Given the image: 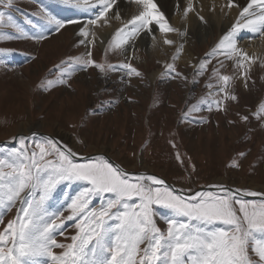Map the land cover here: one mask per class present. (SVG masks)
<instances>
[{
	"label": "rangeland",
	"instance_id": "obj_1",
	"mask_svg": "<svg viewBox=\"0 0 264 264\" xmlns=\"http://www.w3.org/2000/svg\"><path fill=\"white\" fill-rule=\"evenodd\" d=\"M173 1L169 6L174 5L176 11L171 12L172 8H163L162 0H154L169 24L181 6L191 7L198 18L196 29L181 31L180 36L175 32L161 33L158 28H154L153 34L141 31L132 38L137 44L128 57L114 46L112 37L116 31L104 46L95 36L91 42L80 43L79 28L89 16L83 15L82 9L72 4L62 0H13L6 7L7 0L0 3V12L5 13L0 33L19 35L8 22L10 16L25 32L45 31L47 37L39 42L25 38L0 40V49H17L22 54L18 57L15 51L10 53L8 50L0 54V158H8L13 149L22 150L19 140L13 137L28 138L29 154L32 151L39 153L33 141L44 143L47 149L46 141L51 139L61 150L70 149L76 153V159L73 158L76 163L103 157L129 174L145 173L167 181L186 193L188 196L178 194L186 199L197 192L225 194L222 189L201 191L204 186L229 187L240 190L237 192L243 195L245 190L257 193L256 196L263 198L236 196L259 205L264 200V119L260 118L264 113H259V106L264 103V47L243 50L244 39L237 37V47L251 58V63L241 61L242 66L237 65L235 59H226L222 50L215 56L209 55L237 22L230 14H237V8L247 7L250 0H233L232 7H228L227 2L225 7L229 11L222 15L227 25L223 28L216 25L214 19H219L218 16L208 20L197 12L202 10L195 9L199 2L189 5L183 0ZM139 10L141 6L135 0H117L110 11L113 13L111 22L105 26L121 24ZM249 11L258 15L260 9L253 6ZM45 13L78 23L66 24L55 32L47 24ZM117 13L120 20L115 19ZM98 29L101 26L98 25ZM165 35L175 43L165 45ZM254 38L264 40L259 34ZM187 44V52L192 56L182 60ZM178 45H182V51L173 61ZM89 51L95 63L105 66L104 72L88 66L64 77L66 82L63 84L48 85V81L57 80L58 66L69 58L87 59ZM204 60L210 62L199 75L197 70ZM125 62L136 67L142 76L130 77L119 70L118 66ZM169 63L175 64L180 76L175 73L163 75ZM110 65L113 70H108ZM65 68L66 65L60 67V71ZM213 69L230 77L227 85L217 82ZM154 72L158 74L153 79ZM208 84L213 87H207ZM222 85L226 89L223 93L218 91ZM228 95H234L236 99H226ZM202 100L205 102L200 103ZM215 100L220 101L219 105L212 103L209 110V103ZM86 186L83 181L58 183L44 200V209L61 218L71 215L69 205ZM32 191L29 199H39V190ZM108 195L105 194L103 200L92 197L90 209H99ZM19 208L20 201L17 200L7 210L0 209L3 212L0 231L9 221L15 220ZM236 208L239 209V205ZM154 210L157 226L165 232L166 220L184 219L161 206H154ZM77 222L76 219L65 220L55 234L57 242L71 243V237L78 231ZM53 251L59 253L61 249L54 248ZM250 254L258 259L254 253ZM40 264L51 262L47 257H41Z\"/></svg>",
	"mask_w": 264,
	"mask_h": 264
},
{
	"label": "snow or ice",
	"instance_id": "obj_2",
	"mask_svg": "<svg viewBox=\"0 0 264 264\" xmlns=\"http://www.w3.org/2000/svg\"><path fill=\"white\" fill-rule=\"evenodd\" d=\"M3 2L0 0V3ZM62 2L82 10H95L94 18L88 19L85 27L79 31V35L87 37L90 34L89 26L98 25V22L101 27L110 24L112 17L106 14L113 9L117 0ZM135 2L141 6V11L116 30L112 37L116 49L126 52L125 46L132 38L141 31L153 34L154 28L164 34H183L169 24L154 0ZM12 3L13 0H7L5 6ZM232 6L233 0H228V7ZM253 6L260 9L258 15L250 13ZM191 10V7L185 8V15ZM4 17L5 13L0 12V25ZM45 18L55 32L66 24L78 23L47 13ZM115 19H121L118 13ZM8 22L19 35L0 33V40L25 38L39 42L47 38L45 31L35 34L25 32L10 16ZM244 29L264 36V0H250L247 7L240 11L237 22L221 37L209 55L215 56L222 50L226 59H235L239 66H242L241 61L251 63L249 55L237 47L238 34ZM163 43L173 45L175 41L165 35ZM6 51L0 49V54ZM181 51L182 45H178L173 61ZM91 55L89 51L87 59L74 57L63 62L62 66H58L57 80L48 81V85L63 84L66 82L64 77L71 76L74 71L85 70L88 66L104 72L105 66L95 63ZM209 62L201 61L197 74L202 75ZM65 65V70L60 71V67ZM118 69L130 77L142 76L136 67L127 62L120 64ZM108 70H113V66H108ZM172 73L180 76L175 64L169 63L163 75ZM242 75L246 76L244 73ZM213 76L223 85L230 80L229 76L220 75L217 69H213ZM223 85L219 87V92L226 91ZM206 86L213 87L211 84ZM225 98L236 99L234 95ZM212 103L218 106L220 101L210 102L209 110ZM259 113H264V103L259 106ZM260 118L264 119V115ZM13 139L19 140L22 150L13 149L8 158H0V209L7 210L17 200L20 201V208L15 220L9 221L0 231V264H40L41 257H47L51 264H264V200L257 205L232 194L228 189H222L224 195L197 192L186 199L176 194L164 180L145 173L129 174L103 157L76 163L73 159L76 153L70 149L61 150L51 139L46 141L49 145L47 149L44 143L33 141L39 153L32 151L29 154L28 138L21 136ZM49 156L54 159H46ZM62 181H83L87 185L69 205L72 214L64 218L47 213L43 207L48 194ZM34 189L39 190V199H29ZM105 194H109L106 202L99 209H90L91 198L98 196L103 200ZM244 194L257 195L246 190ZM236 205H239V209ZM154 206L166 208L184 219L166 220L165 232L157 226ZM2 215L3 212H0V217ZM73 219L78 221V231L71 237L72 242H57V230L65 220ZM54 248L61 251L56 253ZM250 253H254L258 259H254Z\"/></svg>",
	"mask_w": 264,
	"mask_h": 264
},
{
	"label": "bare ground",
	"instance_id": "obj_3",
	"mask_svg": "<svg viewBox=\"0 0 264 264\" xmlns=\"http://www.w3.org/2000/svg\"><path fill=\"white\" fill-rule=\"evenodd\" d=\"M162 1H163V4H162L163 8H166L168 10H170L172 8L171 12L172 11H176L174 5L172 7L169 6L170 2H172V4H173L175 1H173V0H162ZM183 1H184V3L185 2L186 3L189 2V5H190V3H195V2L197 3V2H199L200 5L199 6H197V5L195 6L196 7L195 8L196 10H198V8H201L202 9L200 12L197 11L199 14H201L204 18H208V20H212L210 18H213V17L217 18V16H218L219 19H214L215 22H216V25L217 26L221 25V28H223L224 26L227 25L226 20H224L222 18L223 17L222 15H226V12L229 11L225 7L227 5L228 0H183ZM234 1H239V0H234ZM186 6L187 5H185V4H184V6H181L180 11L178 13L176 12L177 14L175 13V15L173 14V16L171 17V21H170V25L172 27H175V28L179 29L180 32L181 31L190 32L191 30L196 29L195 25H196V23H198L197 22L198 21V18L196 19V17L194 16V12L193 11H191L189 14L185 15L184 9H185ZM94 11L95 10H90V11H88V10H86V11L81 10V12L83 13V15L89 16V19L90 18H94V16H93V12ZM140 11L141 10H139L134 16L139 15V12ZM240 11H241V9H238L237 8V14L238 15L236 13H231L230 14L231 19L234 20L236 18L235 21H237V17L239 16ZM219 12H220V14H219ZM106 15H110L112 17L113 16V13L110 12L109 14H106ZM197 16H199V15H197ZM131 19H132V16H129L128 18L124 19L123 20V23H121V24H119V23L118 24H111L110 26H107V27L104 25L103 27H101V29H98V25H99V22H98V25L89 26L90 27V34L87 37L81 36V35H79V36L81 37V40L82 41H86L87 40L89 42H91L92 41V38L95 36L97 38V41H99L101 43V45L104 46L106 44V42L108 41L109 37L113 34V32H115L118 28H122L124 26V24H126L127 21L128 20H131ZM220 19H222V22L225 21V23H222L221 24ZM86 23L87 22H85L82 26H80V28L81 27H85ZM80 28H79V31H80ZM93 28H94V30H93ZM227 28H228V26L225 29H227ZM225 29H223V30H225ZM86 30H88V29L86 28ZM254 35L255 34L249 32L248 30H244V31H240L239 32L238 37H243V39H244L243 40V44H241V46L244 47L243 50H246L247 51V49L250 47L252 49V51H254L255 49H257V48H259L261 46L264 47V40L263 39L262 40H257V39L254 38ZM135 42H136L135 40H131L130 43L125 46L127 48V51L124 52V57H128V55L131 54L130 53V50L133 47H135V44H137ZM185 46H186V52H183V55H185V56L182 57V58H180L182 60L183 59H190L191 56H192V54L190 52L189 53L187 52L188 49H189V45L187 44ZM260 58H261V56H260ZM157 74H158L157 72H154L152 74L151 78L154 79V77ZM183 194L186 195V193H183ZM186 196H188V195H186Z\"/></svg>",
	"mask_w": 264,
	"mask_h": 264
},
{
	"label": "water",
	"instance_id": "obj_4",
	"mask_svg": "<svg viewBox=\"0 0 264 264\" xmlns=\"http://www.w3.org/2000/svg\"><path fill=\"white\" fill-rule=\"evenodd\" d=\"M172 189H174L176 192H178V193H182L181 191H179V190H177V189H175L170 183H167ZM226 189H228V190H231V189H229L228 187H225ZM202 190H216L217 188L216 187H203V188H201ZM244 197H248V198H250V197H252V196H248V195H243ZM255 197V196H254Z\"/></svg>",
	"mask_w": 264,
	"mask_h": 264
}]
</instances>
